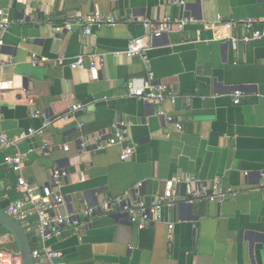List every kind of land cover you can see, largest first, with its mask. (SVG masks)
I'll list each match as a JSON object with an SVG mask.
<instances>
[{
  "label": "crops",
  "instance_id": "0c3cea01",
  "mask_svg": "<svg viewBox=\"0 0 264 264\" xmlns=\"http://www.w3.org/2000/svg\"><path fill=\"white\" fill-rule=\"evenodd\" d=\"M0 8L12 23L4 34L3 59L15 63L3 76L12 89L0 105V135L20 139L11 148L0 145V210L25 198L20 176L41 193L58 168L68 172L60 189L63 215L126 195L150 203L176 177L209 185L218 180L238 195L222 203H188L191 188L178 186L173 206H164L152 227L139 230L116 213L44 244L67 264H264V190L258 188L264 173V39L234 50L228 39L242 36L243 28L218 22L256 19L264 27V0H2ZM96 13L118 23L92 27L86 35L83 21ZM165 17L191 21L184 31L174 27L152 41L148 64L115 56L145 35L144 21ZM66 24H74L73 31H54ZM34 54L37 66L31 63ZM82 55L105 57L99 80H91L88 60L75 70L57 63ZM148 72L173 92L175 100L163 107L183 124L182 133L157 115L156 106L125 89L127 81ZM238 90L241 103L235 104ZM77 103L85 109L72 112ZM38 111L55 121L30 135L43 127V118L32 117ZM114 124L129 130L135 152L127 161L120 160L121 146L106 143ZM15 154L26 159L21 173L4 163ZM0 250L20 254L15 238L1 227Z\"/></svg>",
  "mask_w": 264,
  "mask_h": 264
},
{
  "label": "built area",
  "instance_id": "2783aa9c",
  "mask_svg": "<svg viewBox=\"0 0 264 264\" xmlns=\"http://www.w3.org/2000/svg\"><path fill=\"white\" fill-rule=\"evenodd\" d=\"M2 0H0L1 2ZM179 6L184 5L183 1L176 2ZM190 19H172L165 17L161 21H144L143 29L145 35L141 38L132 40L128 49L124 53H116L115 56L124 54L127 58L140 57L144 64L149 63L148 51L151 49V42L162 38L169 33L174 27L179 31H184L186 26L190 23ZM218 22L223 27L236 30L240 27L243 28L244 34L242 36H230L229 41L234 50L238 49L241 43H250L264 39V27H258L256 19H247L242 21H228L223 23L222 18H218ZM86 24L84 33L89 35L92 33V27H113L118 23L114 17H103L101 14L87 17L83 21ZM12 27V23L5 18L4 10L0 8V105L3 96L12 89V81L5 79L6 69L14 65L13 59H3V49L5 45L4 34L7 33ZM74 24L56 25L54 31L56 33H65L73 31ZM88 60L90 78L92 81L99 80L98 71L105 63V57L101 55H82L76 58L75 61L69 62L64 58L57 60L60 67L70 66L75 70L85 65ZM39 62L38 55H32V65L37 66ZM125 89L128 91L130 97L142 100L146 103L156 106L157 115L164 118L168 124L175 127V131L182 133L184 130L183 124L177 121L173 115L167 112L163 104L169 99L172 102L175 100L173 92L165 84H156L155 76L152 72H148L145 77L130 79L124 84ZM235 104L241 103V91H235ZM85 109V106L77 103L72 105L71 111L77 112ZM33 118H43L44 124L40 131L31 129L30 135L35 133H42L48 128L55 118L50 117L45 112H35L32 114ZM69 116L65 117L68 119ZM114 133L110 136L106 143L108 146H121L123 152L120 155L121 161H127L134 155L135 148L130 143L129 130L122 127L120 124L113 125ZM170 134L166 138H170ZM20 139L8 138L5 135H0V145L2 148L14 147ZM96 149L101 148V143L97 140ZM82 150L86 149L84 143L80 144ZM48 144L43 149L46 150ZM69 145H65L63 150L69 151ZM25 157L21 154L8 155L4 158V163L7 164L15 173H21L25 165ZM248 176V173L245 174ZM68 177V172L63 169H55L52 173L50 182L41 188V193L26 181L22 176L18 178V190L23 192L25 198L10 203L5 209L4 214L11 220L17 222L28 234L39 238L43 244L52 238H60L66 229H74L80 231L91 220L100 216H111L116 213L123 214L128 222L143 230L152 227L161 221V210L164 206H173L172 201L178 186L190 187L188 203L198 202H216L222 203L229 198H234L238 195L239 191L231 187H225L218 180L214 181L211 185L203 183L202 181L188 176L176 177L168 180L165 183V189L162 194L155 197L150 203L143 200L132 201L129 195L116 198H107L100 201L92 207L84 208L78 214L63 215L59 210L66 204L64 196L61 194L60 189L64 185V181ZM143 183H139L137 188H141ZM260 190H264V173L260 174V183L258 185ZM37 217L38 223L33 224L31 219ZM36 225V226H34ZM172 231L173 225L169 226ZM32 257L34 264H67L62 261V253L51 250L47 246L35 247L32 249ZM0 264H23L20 254L14 252L0 250Z\"/></svg>",
  "mask_w": 264,
  "mask_h": 264
},
{
  "label": "water",
  "instance_id": "95a60500",
  "mask_svg": "<svg viewBox=\"0 0 264 264\" xmlns=\"http://www.w3.org/2000/svg\"><path fill=\"white\" fill-rule=\"evenodd\" d=\"M0 226L5 228L15 238L19 246L23 264H34L31 238L17 222L8 218L2 210H0Z\"/></svg>",
  "mask_w": 264,
  "mask_h": 264
},
{
  "label": "trees",
  "instance_id": "16d2710c",
  "mask_svg": "<svg viewBox=\"0 0 264 264\" xmlns=\"http://www.w3.org/2000/svg\"><path fill=\"white\" fill-rule=\"evenodd\" d=\"M5 232H8L6 229H4ZM31 238V246L34 249L36 247L37 240L36 238L30 237Z\"/></svg>",
  "mask_w": 264,
  "mask_h": 264
},
{
  "label": "rangeland",
  "instance_id": "374dc122",
  "mask_svg": "<svg viewBox=\"0 0 264 264\" xmlns=\"http://www.w3.org/2000/svg\"><path fill=\"white\" fill-rule=\"evenodd\" d=\"M2 229H5V228H3L2 226H0Z\"/></svg>",
  "mask_w": 264,
  "mask_h": 264
}]
</instances>
